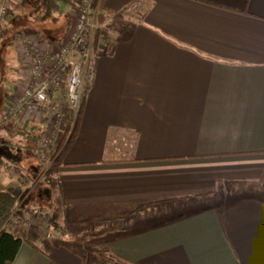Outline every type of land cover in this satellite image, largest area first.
Here are the masks:
<instances>
[{"label":"crops","instance_id":"1","mask_svg":"<svg viewBox=\"0 0 264 264\" xmlns=\"http://www.w3.org/2000/svg\"><path fill=\"white\" fill-rule=\"evenodd\" d=\"M135 1H102L94 78L56 187L43 186L48 212L14 196L18 217L34 212L46 227L16 225L12 264H85L103 249L135 264H264V195L230 185L264 187V0H140L133 14ZM3 130L18 160L41 156L43 123L13 119ZM6 161L0 183L10 187L19 169ZM128 215L61 241L47 226Z\"/></svg>","mask_w":264,"mask_h":264},{"label":"built area","instance_id":"2","mask_svg":"<svg viewBox=\"0 0 264 264\" xmlns=\"http://www.w3.org/2000/svg\"><path fill=\"white\" fill-rule=\"evenodd\" d=\"M74 3V16L61 40L44 44L39 36L28 33L18 34L14 39L20 76L1 122L43 121L45 132L39 141L43 164L40 177L57 154L62 137L72 134L86 89L95 74L93 45L99 29L98 1L76 0ZM14 5V0H0V21L13 14ZM140 7L141 1L136 0L128 11L135 14ZM39 223L34 212L18 217L13 209L1 229L16 234L17 225L23 231H39L40 228L43 231L46 223L41 226Z\"/></svg>","mask_w":264,"mask_h":264},{"label":"trees","instance_id":"3","mask_svg":"<svg viewBox=\"0 0 264 264\" xmlns=\"http://www.w3.org/2000/svg\"><path fill=\"white\" fill-rule=\"evenodd\" d=\"M102 1L103 0H100L99 12ZM63 7H68L72 10H75V3L73 0H20L19 4L17 5L15 15L0 21V98L1 91L4 88L3 82H5L9 77H15L14 68L11 67L13 66V63L9 59V55L13 53V37L11 36H13L15 33H34L38 34L40 40L42 41L47 40L48 42H56L61 40L67 27L65 24V20L67 19H60L62 16H64L59 14ZM97 21L99 25L103 22V18L101 17L100 13L98 15ZM54 31H56V33H53ZM7 35L9 37H7ZM96 36L97 32L95 39ZM109 54H112V51H110ZM11 99L12 96L10 97L8 103L11 101ZM83 109L84 99L82 100L72 134L69 137L67 134L62 137L57 154L54 156L51 164L44 172L37 186H45L49 191H52L56 187L55 176L57 175L58 168L63 164V159L66 153L76 138L83 114ZM230 185L234 186L238 192H256L264 195V187H262L260 184ZM211 196H213V193L201 194L183 201H200L208 199ZM157 205L161 207V204ZM15 206L16 198L14 195L7 191H0V264H12L22 243V240L16 234L1 229L10 217L11 211L15 208ZM128 218H130V215L122 218H92L82 222L73 221L68 225V228H74V230H77L87 228L89 225H104L112 223L118 224L124 222V220H127ZM48 227L52 232L58 229L55 219L51 218L48 221ZM83 260L85 264H89L90 262L98 260L106 264H135L114 256L110 253L109 249L91 251L86 256H84Z\"/></svg>","mask_w":264,"mask_h":264},{"label":"rangeland","instance_id":"4","mask_svg":"<svg viewBox=\"0 0 264 264\" xmlns=\"http://www.w3.org/2000/svg\"><path fill=\"white\" fill-rule=\"evenodd\" d=\"M19 1L20 0H14L15 5L13 8V14L11 16L15 15ZM64 10H65V8L63 7L59 14L65 16V17L62 16L60 18L61 20H64L65 18L67 19V20H65L66 21L65 24L67 27H66V31L64 34V35H66V33L68 31V25L70 24V21H69L67 14L71 15V13H73L74 10H72L68 7H66V11H64ZM69 12H71V13H69ZM53 33H56V31H54ZM17 34H21V33H15L11 37L14 38ZM28 34H31V33H28ZM7 37H9V36L7 35ZM13 38H12V42H13ZM46 41L47 40H45V42ZM93 49H94V45H93ZM11 55H9V59L13 63V66H11V67L14 68V66H16V57H15L14 52ZM14 82H15V77H9L5 82H3L4 88L1 91V98H0V127H1L0 128V130H1V132H0V158L8 159V161H6V165H9L11 167V169H16V168L19 169V172L17 175H11L13 172L9 171L10 175L7 174V176L12 179V184L10 187H4L0 183V191L6 190V191L12 193L17 198L18 201H25V200H29V199L31 200L32 199V201L34 202V208L36 211L48 212V208L45 206V200L43 197V195H44L43 186L39 185V186H36L35 188L32 187V185H34V183L39 179L40 175L43 172V164H42L40 156L36 157L34 155V157L32 159L30 158V160L27 162H25L22 159H21V161L18 160L16 158V155H20L22 153L20 150L17 149V144L14 141L15 138L10 137V136L9 137L2 136V132H4L3 127H4L5 123H2L1 119L3 116L4 109L7 106L9 99L13 95L12 91H13ZM38 123L41 124V123H43V121H40ZM2 173H6V172L5 171L3 172V165L2 166L0 165V175ZM21 176L28 178V182L31 183L30 188H25L24 185H21V183H19V181H20L19 177H21ZM122 224L123 223H118V224L112 223V224H104V225H89L87 228H82V229H77V230L75 229L76 232H75L74 228L70 229V228H68V226L65 227V226H58L57 225L58 228L60 227V230L58 231V233H61L59 241H61L60 239L66 240L67 237H64V235L69 234V233L72 235H77L83 231H86V230L88 231V229H91L90 231H92L91 233H93L95 230L92 228H95V227H104V228L116 227V226H121ZM17 231L18 230L15 229V232H17ZM71 231H74V232H71ZM96 235H99V234H96ZM22 238H24V235H22ZM40 246H42V245H40Z\"/></svg>","mask_w":264,"mask_h":264}]
</instances>
